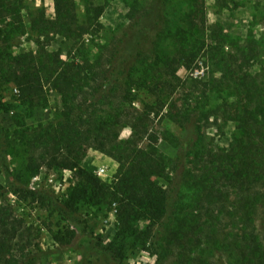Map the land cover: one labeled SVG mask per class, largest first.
Returning a JSON list of instances; mask_svg holds the SVG:
<instances>
[{"label":"trees","instance_id":"trees-1","mask_svg":"<svg viewBox=\"0 0 264 264\" xmlns=\"http://www.w3.org/2000/svg\"><path fill=\"white\" fill-rule=\"evenodd\" d=\"M17 1H0L1 17L17 11ZM53 6L50 29L70 39V58L63 59L58 51L49 52L43 47L11 55L9 59L0 55V81L13 85L21 103L22 112L15 115L16 127L10 134L12 155L22 154L16 169L18 176L35 174L45 165L70 171L76 182L62 200L45 191L23 188L11 178L6 179L10 185L7 191L48 199L82 234L85 223L77 216L81 205L110 209L115 204L114 239L103 246L98 238L96 244L118 264L122 263L128 238H138L145 245L157 238L159 227L167 219L171 223L165 227L164 239L178 264H207L204 258L211 248L225 252L227 264H264V246L255 227L257 206L264 205V70L252 67L261 56L256 44L250 40L238 45L231 56L217 45L209 46L207 58L213 69L210 76L190 78L193 100L184 109L220 116L233 123L234 131L226 145L212 146L200 140L199 127L186 118L181 121L180 138H166L177 146L184 142L181 148L190 151V168L182 173L189 194L187 199L176 200L154 179L160 177L169 182L173 161L157 147L158 140L170 134L161 128L152 129L150 115L154 112L158 116L166 100L179 90L180 68L186 72L199 68L202 52L207 51L203 7L194 3L182 13L170 35V44L158 50L149 66L140 69L139 80L132 81L135 86L128 84L122 90L119 77L129 76L138 38L151 22L121 42L113 58L122 66L110 72L109 82L105 75L99 78L96 61L86 58L81 62L71 57L73 49L80 50L78 45L91 27L78 17L74 0H53ZM34 11L30 26L38 32L35 41L39 47L41 30L47 21L42 8ZM102 11L103 7L95 9V21ZM136 86L153 96L151 103L142 107L131 104V90ZM48 89L59 94L60 107L47 121L26 125L25 118L36 107L48 105ZM120 90L117 102L107 100L106 93ZM197 95L203 100L196 99ZM124 128L130 133L121 139ZM2 130L0 126V166L6 175H11L7 160L9 143L6 144L8 139ZM89 149L117 163L113 180L106 182L82 166ZM21 223L10 217L0 220V264H30L37 254L36 247L26 250L30 232L18 246L16 240L29 230H19ZM55 238L65 242L64 237ZM67 238L69 242L72 235Z\"/></svg>","mask_w":264,"mask_h":264},{"label":"rangeland","instance_id":"rangeland-1","mask_svg":"<svg viewBox=\"0 0 264 264\" xmlns=\"http://www.w3.org/2000/svg\"><path fill=\"white\" fill-rule=\"evenodd\" d=\"M74 2L78 17L83 22L91 24V27L90 32L84 35L78 45L80 50L73 49L71 57L75 56L76 60L81 62L86 58L96 61V70L100 73L99 78L105 75L109 82H111L110 72L117 71L122 66L121 62H116V60L114 62L113 58L116 50L121 47V42L131 36L134 30L151 22L148 29L142 27L145 33L138 38L139 44L134 50L133 67L127 74L129 76L119 77L118 84L122 90L128 84L135 86L132 81L139 80L137 75L140 69L149 66L158 50L170 44L172 40L170 35L173 33L175 24L178 23L182 13L194 3L201 5L205 12L206 50L211 45H217L224 54L231 56L235 47L252 40L261 55L257 63L253 64V70L261 68L264 70V0H74ZM16 5L19 17H17V11L9 13L5 18L0 14V55L9 59L11 55L36 51L43 47L49 52L58 51L63 59L70 58L68 55L72 44L70 39L54 34L50 29V21L54 17L53 0H18ZM99 7H103V11L95 21L93 15L95 9ZM37 8H42L47 21L41 30L43 34L39 37V47L35 41L38 32L32 30L30 26V17ZM208 53V50L202 52L198 61L199 68L194 71L186 72L182 68L177 71L182 78L179 90L166 100L158 116H155L154 112L150 115L152 129L161 128L170 134L159 139L157 147L173 161L169 182L160 177L154 179L166 188L169 194L176 196V200L180 197L187 199L189 194L182 173L190 168L188 156L190 151L181 148L184 142L177 146L166 138H171V136L180 138L183 125L181 121L186 118L199 127V135L202 136L200 140L210 142L212 146L226 145L234 131L233 123L225 122L220 116L215 118L213 115H205L201 110L193 113L190 109H184L193 100L194 87L189 82L190 78L204 79L210 76L213 70L207 58ZM10 66L8 62L6 67L9 69ZM215 73L219 76L218 71ZM122 90L106 93L107 100L117 102ZM131 91V96H134L131 104L134 106L142 107L153 100V96L145 89L136 86ZM199 98L203 100L201 95H197L196 99ZM47 99V106L36 107L32 114L25 118L26 125L45 122L53 117L54 111L60 107L59 94L53 89H48ZM20 104L13 85L1 79L0 126L7 136L6 144L9 143L7 160L11 175H6L0 166V220L7 219V217H10V220H21L22 227L19 230H23V227L25 230L29 228L16 241L19 246L23 242L21 240H25L27 233L30 232V245L26 250H35L34 247L39 250L30 259V264H118L107 251L96 244L98 238L103 246H108L114 239L117 224L115 204H112L110 209L81 205L77 216L85 223V231L82 234L81 229L74 223H68L48 199L39 200L24 192L7 191L10 185L6 184V179L11 178L23 188L45 191L53 195L55 199L62 200L68 189L76 182V178L70 171L49 168L45 165H42L35 174H26L21 178L18 176L16 169L22 160V154L12 155L10 134L16 127L14 117L20 111ZM129 133V129L124 128L120 133V138H127ZM90 150L92 149L88 151ZM93 154L95 158L89 161H95V166L89 163V166L93 168L90 170L106 182L113 180L117 171V163L101 152L96 151ZM99 167L104 168L101 175L94 171ZM34 177L37 179L35 180ZM170 223L167 219L164 226L159 227L157 238L149 240L145 245L138 238H128L127 249L121 264H178L164 239L165 227ZM255 227L264 246V205L257 206ZM71 235V240L66 242V238ZM55 237H64L65 242ZM205 256L207 264H227L228 262L226 253L215 248H211Z\"/></svg>","mask_w":264,"mask_h":264},{"label":"crops","instance_id":"crops-1","mask_svg":"<svg viewBox=\"0 0 264 264\" xmlns=\"http://www.w3.org/2000/svg\"><path fill=\"white\" fill-rule=\"evenodd\" d=\"M96 151H94V150H90V151H88L87 152V154H86V156H85V158L82 160V166L83 167H85V168H87V169H93V168H91V166H89V163L90 164H92V165H94L95 164V161H89V160H93V158H95V156H94V154L93 153H95ZM90 158V159H89ZM95 166V165H94ZM97 169L98 168H96L94 171L96 172L97 171Z\"/></svg>","mask_w":264,"mask_h":264},{"label":"built area","instance_id":"built-area-1","mask_svg":"<svg viewBox=\"0 0 264 264\" xmlns=\"http://www.w3.org/2000/svg\"><path fill=\"white\" fill-rule=\"evenodd\" d=\"M15 91H16V89H15ZM103 172H104V168H103V167H99V168L97 169V171H96V173H97L98 175H101ZM34 179L36 180L37 177H34Z\"/></svg>","mask_w":264,"mask_h":264}]
</instances>
